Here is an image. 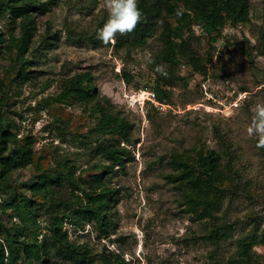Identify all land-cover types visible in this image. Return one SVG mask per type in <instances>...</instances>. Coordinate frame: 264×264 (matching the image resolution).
<instances>
[{
  "label": "rangeland",
  "instance_id": "obj_1",
  "mask_svg": "<svg viewBox=\"0 0 264 264\" xmlns=\"http://www.w3.org/2000/svg\"><path fill=\"white\" fill-rule=\"evenodd\" d=\"M18 1L31 7L35 30L28 48L20 47L21 27L10 20L13 2L0 0V118L8 125L0 150L8 156L28 146L32 159L0 179V241L18 227L29 242L50 236L48 180L71 173L76 187L64 185L69 204L86 203L88 192L102 194L100 177L115 192L106 234L95 222L62 224L95 264H247L239 246L248 238L251 261L264 264V146L248 132L255 105L264 103V0H251L250 22L226 25L216 42L192 26L193 46L212 58L206 76L184 63L165 67L164 76L145 60V53L155 61L160 52L163 25L139 48L103 44L97 33L108 19L104 0ZM168 23L175 28V21ZM22 70L31 78L22 79ZM85 73L99 102L64 94L67 82ZM158 86L167 92L165 113L131 101L142 90L157 94ZM99 103L129 124L130 143L97 130ZM102 145L120 152L121 165ZM213 151L230 168L232 196L213 219H202L191 211L170 162ZM10 198L21 205L18 211L7 205ZM34 208L41 217L29 219ZM46 264L71 263L54 255Z\"/></svg>",
  "mask_w": 264,
  "mask_h": 264
},
{
  "label": "trees",
  "instance_id": "obj_2",
  "mask_svg": "<svg viewBox=\"0 0 264 264\" xmlns=\"http://www.w3.org/2000/svg\"><path fill=\"white\" fill-rule=\"evenodd\" d=\"M13 2L10 7L11 25H20L23 39L20 47L28 48L30 38L35 30L34 17L31 14L29 5H22L18 0H3V3ZM251 0H137L138 7L142 13L141 20L136 29L127 35L116 36L117 46L125 48L132 46L139 48L144 46L156 32L159 25H163L160 41L162 48L155 57L154 67L164 65L170 69L178 67L181 63L188 65L192 70L201 75H208L209 65L212 58L201 56L193 46L195 37L192 33V26L198 25L212 42H216L226 25L248 24L250 22ZM2 4H0V7ZM180 9L182 15L177 16L176 11ZM20 23H18V20ZM176 23L172 28L168 21ZM30 71H21V78L30 79ZM65 85L64 94L76 96L83 102H99L91 76L88 73L77 75L70 79ZM3 84L0 82V95ZM157 97L161 101H166L167 92L157 87ZM93 113L100 115L98 120V131L103 134L116 135L122 137L124 142L130 143V126L118 116L100 103L94 107ZM4 121L0 118V135L8 136V131ZM3 140H0V144ZM107 153L108 159L113 163L121 165L123 159L120 152L111 148L101 146ZM126 151V150H124ZM32 150L28 146H18L10 151L8 156L1 154L0 150V179H8V176L19 169H23L30 164ZM184 161L179 157L172 158L171 166L178 172L176 182L186 193L188 205L193 213L202 219H213L215 213L219 212L225 200L232 196V177L230 168H224L221 157L216 152L207 154L198 152L192 160ZM105 174L110 173V168H106ZM57 180L50 179V201L48 209L52 208L51 219L53 226L49 228L50 236H44L42 240L27 241L23 239L21 229L8 232L6 241H0V264H46L52 256H58L71 264H95L88 249L77 246L70 242L68 231L64 229V219H74L81 223L95 222L102 232H106L113 226V221L109 218V210L114 206L113 197L115 192L104 185L100 177L98 188L103 186V193L97 191L85 193L88 201H75L69 204L68 198L64 195L65 183L76 187V182L72 179L71 173L64 175L61 173ZM98 203V205L96 204ZM30 202L27 203L29 206ZM9 207L18 211L20 206L16 198H10ZM28 213L29 219L41 217V211L34 208ZM71 214H70V212ZM63 213L60 217L58 214ZM19 218L25 221L21 213ZM73 222V221H72ZM221 230L216 231V235H221ZM106 234V233H105ZM250 239L240 242V249L247 258V264H253L250 259L252 253V243ZM252 240V239H251ZM114 264H125L118 259Z\"/></svg>",
  "mask_w": 264,
  "mask_h": 264
},
{
  "label": "clouds",
  "instance_id": "obj_3",
  "mask_svg": "<svg viewBox=\"0 0 264 264\" xmlns=\"http://www.w3.org/2000/svg\"><path fill=\"white\" fill-rule=\"evenodd\" d=\"M103 7L108 12L106 23L98 30L97 36L105 45L115 44L116 36L132 33L141 20V11L137 0H104ZM176 15H182L178 9ZM145 60L153 63L150 53H145ZM161 75L166 76L167 71L164 65L160 64L155 69ZM255 116L252 126L249 127V135L259 136L258 146H264V103L255 105Z\"/></svg>",
  "mask_w": 264,
  "mask_h": 264
},
{
  "label": "built area",
  "instance_id": "obj_4",
  "mask_svg": "<svg viewBox=\"0 0 264 264\" xmlns=\"http://www.w3.org/2000/svg\"><path fill=\"white\" fill-rule=\"evenodd\" d=\"M142 97V99H141ZM132 102H142L143 104H149L150 107L157 110L158 112L165 113L167 106L165 101H161L154 92L142 90L137 94H134L131 99ZM237 106V105H236Z\"/></svg>",
  "mask_w": 264,
  "mask_h": 264
}]
</instances>
